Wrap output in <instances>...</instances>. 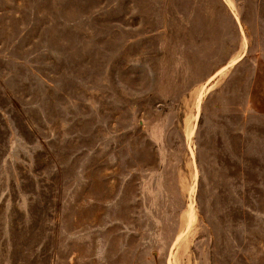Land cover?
<instances>
[{"label":"rangeland","instance_id":"1","mask_svg":"<svg viewBox=\"0 0 264 264\" xmlns=\"http://www.w3.org/2000/svg\"><path fill=\"white\" fill-rule=\"evenodd\" d=\"M0 264H264V0H0Z\"/></svg>","mask_w":264,"mask_h":264},{"label":"crops","instance_id":"2","mask_svg":"<svg viewBox=\"0 0 264 264\" xmlns=\"http://www.w3.org/2000/svg\"><path fill=\"white\" fill-rule=\"evenodd\" d=\"M247 49L244 51V53L241 55V57L235 61L234 65H235V68H240L242 65H246L245 62H248L247 59H246V52ZM256 102V75L253 76L252 78V83H251V94L250 96L248 97V102L247 104L250 105L252 103H255Z\"/></svg>","mask_w":264,"mask_h":264},{"label":"bare ground","instance_id":"3","mask_svg":"<svg viewBox=\"0 0 264 264\" xmlns=\"http://www.w3.org/2000/svg\"><path fill=\"white\" fill-rule=\"evenodd\" d=\"M214 79H215V78H214ZM212 80H213V78H212ZM212 80H211V81H212ZM211 81H210V82H211ZM213 82H214V81H213ZM212 84H213V83H212ZM210 85H211V84H210ZM209 87H210V86H209ZM205 88H206V87H205ZM208 89H209V88H208ZM204 90H205V89H204Z\"/></svg>","mask_w":264,"mask_h":264}]
</instances>
